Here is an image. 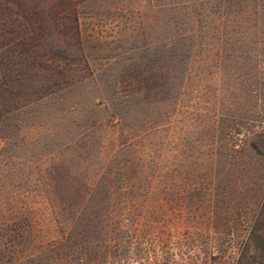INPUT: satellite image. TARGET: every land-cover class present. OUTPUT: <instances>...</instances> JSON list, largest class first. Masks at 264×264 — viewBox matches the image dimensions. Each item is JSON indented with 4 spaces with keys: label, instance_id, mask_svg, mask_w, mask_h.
I'll return each instance as SVG.
<instances>
[{
    "label": "rangeland",
    "instance_id": "obj_1",
    "mask_svg": "<svg viewBox=\"0 0 264 264\" xmlns=\"http://www.w3.org/2000/svg\"><path fill=\"white\" fill-rule=\"evenodd\" d=\"M176 170L218 181H150ZM121 177L264 204V0H0V252L79 230Z\"/></svg>",
    "mask_w": 264,
    "mask_h": 264
},
{
    "label": "trees",
    "instance_id": "obj_2",
    "mask_svg": "<svg viewBox=\"0 0 264 264\" xmlns=\"http://www.w3.org/2000/svg\"><path fill=\"white\" fill-rule=\"evenodd\" d=\"M218 174H152L154 183L213 185ZM101 195L95 213L56 241L24 258L0 252V264H264V204L141 202L133 180ZM144 201V200H143ZM78 229V228H77ZM177 256L179 261H171Z\"/></svg>",
    "mask_w": 264,
    "mask_h": 264
}]
</instances>
